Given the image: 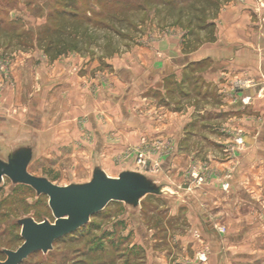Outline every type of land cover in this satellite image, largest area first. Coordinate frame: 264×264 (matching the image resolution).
I'll return each mask as SVG.
<instances>
[{
  "label": "rangeland",
  "instance_id": "obj_1",
  "mask_svg": "<svg viewBox=\"0 0 264 264\" xmlns=\"http://www.w3.org/2000/svg\"><path fill=\"white\" fill-rule=\"evenodd\" d=\"M146 1L119 13L127 37L93 26L51 59L37 33L57 0H0V156L33 142L29 171L57 184L101 164L176 192L112 201L26 264H264V0H219L216 18L208 0ZM48 200L4 178L0 260L24 241L16 219L55 220Z\"/></svg>",
  "mask_w": 264,
  "mask_h": 264
},
{
  "label": "water",
  "instance_id": "obj_2",
  "mask_svg": "<svg viewBox=\"0 0 264 264\" xmlns=\"http://www.w3.org/2000/svg\"><path fill=\"white\" fill-rule=\"evenodd\" d=\"M35 154L34 143L27 142L9 149L6 159L0 156V184L7 177L13 184H26L37 194L47 195L55 220L37 221L33 216L19 218L17 222L24 241L17 249L3 248L6 258L0 260V264H20L33 252L47 253L56 240L86 225L92 215L112 201L137 209L148 194H176L170 183L160 182L153 174L126 168L118 176H111L101 164L95 165L90 180L60 185L29 171Z\"/></svg>",
  "mask_w": 264,
  "mask_h": 264
},
{
  "label": "trees",
  "instance_id": "obj_3",
  "mask_svg": "<svg viewBox=\"0 0 264 264\" xmlns=\"http://www.w3.org/2000/svg\"><path fill=\"white\" fill-rule=\"evenodd\" d=\"M82 1H83L82 3L84 2L86 3L85 0ZM96 1L98 5H101L103 2L102 0H96ZM166 1L170 4L175 5V2L177 0H166ZM208 1L214 7H216V10H214L211 15L212 18H216V15L219 10V0H208ZM118 2H119L118 5L120 6H117L116 10L118 8L119 11L118 10L117 11L119 13H121V11L126 12V10L128 9L126 8L128 7L127 4L130 2H131L130 5H133L136 9H141L142 11L147 12L146 0H140L137 2L118 0ZM82 3L79 4V0H57L56 7L52 8L49 11L48 23L42 26L38 31L37 40L41 48H43L44 52L51 59H56L60 55L67 54L68 52L73 50L76 51L82 50V46L84 44H87V39L90 40V38L92 37L91 32H93L92 31L93 26L96 27L101 26L102 28H106L111 31H114L116 32L115 34H117L120 37L128 36L123 29H120L115 25V24L119 25V21H128L127 20L128 18H126V16H121L119 13H113L112 11H108L105 14L107 15V17L103 16L104 15L103 7L106 6L105 4L110 3L109 1L105 2V4H102L103 6L100 11L97 10L92 11L93 5L88 6L87 8L85 7V5H82ZM89 11L93 13L94 16L88 15L87 13ZM128 22L133 23V21H131L130 19ZM135 25L137 26V23H135ZM208 25L211 28H214L216 23L215 21L212 20ZM18 219L15 220V225H20L17 222ZM79 229H77L76 231H78ZM21 239L23 240L22 236ZM4 248H8V247H4ZM1 252L4 253L3 248L1 249ZM33 253L30 254L26 259H24L20 264H26L27 260L31 257V255H33ZM80 261L82 260H78V262H75L74 264H78V263L80 264Z\"/></svg>",
  "mask_w": 264,
  "mask_h": 264
},
{
  "label": "built area",
  "instance_id": "obj_4",
  "mask_svg": "<svg viewBox=\"0 0 264 264\" xmlns=\"http://www.w3.org/2000/svg\"><path fill=\"white\" fill-rule=\"evenodd\" d=\"M138 164L146 169H149L151 165L150 162H148L146 159L143 158V155H141L140 158L138 159Z\"/></svg>",
  "mask_w": 264,
  "mask_h": 264
}]
</instances>
